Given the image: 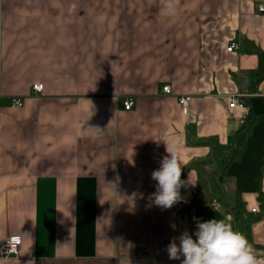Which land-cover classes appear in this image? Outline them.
Segmentation results:
<instances>
[{"label":"crops","instance_id":"0c3cea01","mask_svg":"<svg viewBox=\"0 0 264 264\" xmlns=\"http://www.w3.org/2000/svg\"><path fill=\"white\" fill-rule=\"evenodd\" d=\"M261 5L0 0V243L22 239L19 257L0 264H181L183 257L168 258L167 245L184 231L195 240L197 221L227 217L237 231L218 202L208 211L185 206L211 192L193 162L233 150L248 113L254 123L223 191L257 209L248 241L264 256ZM233 42L239 49L228 51ZM35 83L44 85L37 95ZM238 91L249 94L244 111L227 104ZM181 96L190 97L187 113ZM14 97L23 106H12ZM164 142L184 166L181 180L190 172L195 185L181 187L182 201L162 210L150 197L151 173L169 155Z\"/></svg>","mask_w":264,"mask_h":264},{"label":"clouds","instance_id":"9594fccd","mask_svg":"<svg viewBox=\"0 0 264 264\" xmlns=\"http://www.w3.org/2000/svg\"><path fill=\"white\" fill-rule=\"evenodd\" d=\"M164 143L169 155L164 156L160 168L151 173L157 185L156 192L150 197L151 202L162 210L182 201L181 187L195 185L191 182L190 172L187 181L181 180L184 166L175 146L170 142ZM172 227L175 228L174 225ZM196 228L195 240L188 231L172 238L166 249L170 260L183 257L181 264H264V256L257 253L244 234L234 230L230 218L197 221ZM28 264L35 262L29 261Z\"/></svg>","mask_w":264,"mask_h":264},{"label":"trees","instance_id":"16d2710c","mask_svg":"<svg viewBox=\"0 0 264 264\" xmlns=\"http://www.w3.org/2000/svg\"><path fill=\"white\" fill-rule=\"evenodd\" d=\"M258 58L259 64L257 68L256 84L264 79V52H260L258 54ZM248 104L249 101L247 99V109L249 107ZM243 120L245 121L243 136L233 150L227 152L226 154L215 153L204 159L193 162L192 166L198 174L209 179L211 192L208 195H199V197L194 198L185 207L189 208L195 206L196 204L211 206L215 202L220 203L225 207L226 211L232 215L237 231L244 234L246 238L250 240L252 237V226L260 219V217L254 215L252 211L247 209L246 202L241 193L237 192L234 200L229 201L223 191V184L227 177V168L232 162L240 158L245 137L250 132L251 125L254 123V118L250 113L244 116ZM258 197L261 204L264 205V193L262 190L259 191Z\"/></svg>","mask_w":264,"mask_h":264},{"label":"built area","instance_id":"2783aa9c","mask_svg":"<svg viewBox=\"0 0 264 264\" xmlns=\"http://www.w3.org/2000/svg\"><path fill=\"white\" fill-rule=\"evenodd\" d=\"M260 11H264V5H261L259 7ZM239 43L233 42L227 49L228 51H233L236 49H239ZM44 89L43 83H35L32 86V92L33 94L37 95L41 93ZM163 92L165 93H171L170 86H164ZM249 94L243 91H238L234 94H231L227 98V104L228 107L232 110H241L244 111L247 109V98ZM134 99L128 98L125 99L123 104L124 108L127 110H130L134 106ZM190 103V97L189 96H181L179 98V104L183 110L184 113L188 112ZM24 104V99L22 97H14L12 100V106L14 107H21ZM257 209L253 208L252 212H256ZM241 233V232H240ZM22 244V239L20 236L11 237L3 242L0 243V258H12V257H19L20 255V248ZM38 264V263H36Z\"/></svg>","mask_w":264,"mask_h":264},{"label":"water","instance_id":"95a60500","mask_svg":"<svg viewBox=\"0 0 264 264\" xmlns=\"http://www.w3.org/2000/svg\"><path fill=\"white\" fill-rule=\"evenodd\" d=\"M247 85H248V80H247V79L244 80V81L241 83V86H242V87H246ZM209 209H210L209 206H206L205 210L208 211Z\"/></svg>","mask_w":264,"mask_h":264}]
</instances>
